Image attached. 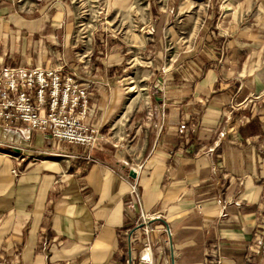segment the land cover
<instances>
[{"label": "crops", "instance_id": "1", "mask_svg": "<svg viewBox=\"0 0 264 264\" xmlns=\"http://www.w3.org/2000/svg\"><path fill=\"white\" fill-rule=\"evenodd\" d=\"M204 16L131 81L123 42L97 36L86 121L103 145L0 124V264H264V0ZM73 31L61 0H0V70L77 69Z\"/></svg>", "mask_w": 264, "mask_h": 264}, {"label": "rangeland", "instance_id": "2", "mask_svg": "<svg viewBox=\"0 0 264 264\" xmlns=\"http://www.w3.org/2000/svg\"><path fill=\"white\" fill-rule=\"evenodd\" d=\"M10 1L20 10L29 11L45 0ZM61 1L69 7L74 20L70 41L78 67L70 71L79 70L82 62L89 63L93 69L89 57L92 56L99 36L105 41L111 38L123 42L129 52V60L135 63L128 73V81H131L130 76L134 72L147 66L154 49L170 59L178 50L190 44L188 40L192 39L197 30L198 16L202 22L211 0ZM62 68L69 70L67 66Z\"/></svg>", "mask_w": 264, "mask_h": 264}, {"label": "built area", "instance_id": "3", "mask_svg": "<svg viewBox=\"0 0 264 264\" xmlns=\"http://www.w3.org/2000/svg\"><path fill=\"white\" fill-rule=\"evenodd\" d=\"M91 76L92 68L85 62L79 70L69 72L63 68L3 67L0 70V124L20 123L48 132L59 142L89 150L103 145L105 134L86 121ZM180 131L184 132V128ZM13 173L18 175L20 170ZM131 189L138 197L136 184ZM142 220L146 225L148 218L144 216Z\"/></svg>", "mask_w": 264, "mask_h": 264}, {"label": "water", "instance_id": "4", "mask_svg": "<svg viewBox=\"0 0 264 264\" xmlns=\"http://www.w3.org/2000/svg\"><path fill=\"white\" fill-rule=\"evenodd\" d=\"M158 90H161L159 86H158ZM132 176L134 177V174H132Z\"/></svg>", "mask_w": 264, "mask_h": 264}]
</instances>
